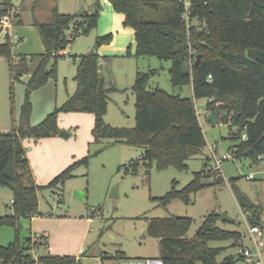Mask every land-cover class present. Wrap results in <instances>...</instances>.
Here are the masks:
<instances>
[{
  "label": "trees",
  "instance_id": "obj_1",
  "mask_svg": "<svg viewBox=\"0 0 264 264\" xmlns=\"http://www.w3.org/2000/svg\"><path fill=\"white\" fill-rule=\"evenodd\" d=\"M12 0H2L0 15L12 8ZM114 12L123 15V25L134 31L135 58H156L169 61V80L173 87L191 86L192 97L169 94L160 87H150V79L157 69L136 71L131 90L134 95L132 128H115L104 122L108 96L118 91L105 87L100 75L98 48L109 44L112 35L95 39L93 48L76 60L73 78L75 90L59 108L48 114L36 126L30 125L32 105L30 95L49 79L56 78V63L65 57L66 50L78 35H88L97 27L100 5L93 0L90 11L62 14L52 9L47 23L34 21L44 47L42 54L11 58V45L0 43V57L7 60L11 84L24 83V100L16 124L9 132L0 133V188L12 193V215L0 218L1 226L15 229L19 219L39 215L38 192L56 188L73 177L80 166L88 165V157L73 161L45 186H36L25 158L22 141L38 140L58 133L59 113H91L94 116L92 139L98 143L112 140L131 147H140L141 157L117 169L136 174L140 166L157 171L173 168L186 171L187 161L202 157V168L193 173L192 180L181 188L172 181L162 197L152 199L166 208L173 200H184L210 186L220 185L223 179L210 170V156L204 152V135L197 119L195 101L207 99L205 109L217 113L232 133L225 139L234 142L228 152L234 159L249 163L264 161V0H189L188 22L183 18L181 0H107ZM17 17V15H16ZM70 30L71 34L66 35ZM200 60L196 64V56ZM210 76V79L208 78ZM12 97V93H11ZM12 102V98H11ZM225 113V114H224ZM12 115V110L10 111ZM244 136V139H243ZM258 157H260L258 159ZM214 177L212 182L203 180ZM232 182L234 178L230 179ZM238 206L249 224L261 227V207L253 204L233 184ZM220 215H206L191 238L187 237L193 220L189 217L169 216L148 220L146 235L158 241L163 264H234L240 256L218 261L223 248L208 247L213 241H233L245 248L243 233L227 231L217 225ZM30 237L0 245L3 264H19L29 248ZM39 244L47 245L43 236ZM115 254L114 259L124 258ZM42 264H73L74 258L45 255Z\"/></svg>",
  "mask_w": 264,
  "mask_h": 264
},
{
  "label": "rangeland",
  "instance_id": "obj_2",
  "mask_svg": "<svg viewBox=\"0 0 264 264\" xmlns=\"http://www.w3.org/2000/svg\"><path fill=\"white\" fill-rule=\"evenodd\" d=\"M63 1L71 2V0ZM84 1L81 12L86 11V6L90 5L91 0ZM11 3L19 7L20 15L12 26L14 37L11 41V58L42 54L44 47L32 20L47 23L49 2L47 0H12ZM98 3L100 13L97 27L88 35H78L72 45L67 48L65 57L57 60L56 78L49 79L42 87L31 93L30 122L35 119V115H42L41 120L34 125L30 123L31 126L40 123L73 94L75 90L73 78L77 65L74 57L78 58L90 51L95 39L101 36L99 33L105 31L114 22L113 15H118L111 9L105 11L106 6L108 8L106 1L98 0ZM89 7L91 10V6ZM70 34L71 31L68 30L66 35ZM1 41L2 39L0 43ZM118 45L119 43L116 42L109 53L118 54L119 52H115L119 51ZM130 48L132 46L128 47V44L125 46L128 53L126 55H131ZM110 54H107L104 59L105 64L100 70L104 86L115 87L118 91L108 96L107 112L104 116V122L107 125L115 128L134 127V95L131 87L138 68L141 71L158 70L157 74L150 79L149 84L152 87L157 85L169 94L180 93L179 88L173 87L170 83L169 61L154 57L140 60L134 55L113 57ZM10 82L8 63L2 58L0 59V127L5 124L9 129L12 117L17 122L24 100L23 82L13 84ZM185 92L187 91L181 93V96H186ZM206 102L207 99L195 101L197 117L205 133L204 152L209 155V146L215 145L216 157L221 158L227 154L229 146L234 145V142L225 139L228 132L232 133V129L229 130L228 125L221 122L220 116L217 122H210L209 113L205 109ZM93 123L94 116L91 113H59L57 135L47 136L37 141L32 138L25 139L27 144L25 154L32 155L35 160H47V182H45L47 184L75 160L87 156L88 165L75 169L72 173L73 177L66 180L63 185L39 190V207L43 214L38 215V220L32 222L29 218L19 219L18 235L14 228L0 225V245H8L16 239V236L22 241L36 234H45L51 249L61 255H80L81 264H99L100 258L97 257L100 255L111 257L116 253L129 258L160 257L158 241L145 233L148 220L169 216L189 217L193 222L187 237L191 238L204 217L215 212L219 215L224 214L230 219V221L219 220L217 225L227 231L242 232L244 247H248L255 256V246L246 235L247 219L238 206L232 184L252 203L260 207L264 206L263 160L259 159L255 163H249L247 159L224 160L220 164L219 173L223 179L222 184L210 186L191 195L186 198L188 202L186 199L173 200L164 208L158 206L152 199L162 197L168 192L172 181L177 182L178 189L188 184L193 178V173L202 168V157L199 155L189 158L186 171L173 168L157 171L153 164L149 170L140 166L136 174L124 170L118 172L117 169L122 165L138 160L143 152L142 148L114 143L109 139L94 143ZM60 132H65L64 137H59ZM209 164L212 165L211 158ZM248 174H253L254 178L246 180L245 176ZM213 178L203 181L212 182ZM232 178H234L233 182L230 180ZM36 185L42 186L40 182H36ZM113 187H116V196L110 198ZM3 189L7 190V194L2 195L1 215H12V193L6 188ZM75 191L83 193V200L74 198ZM65 217H69L70 220L61 221ZM87 218L90 222L86 220ZM260 221L264 231V207L261 208ZM208 247L224 249L218 257L219 261L223 257L239 256V249H241L240 246L235 247L233 241H213L208 243ZM79 250L83 254H78ZM43 252L48 253L46 247L43 248ZM259 254L260 264H264V239L259 247ZM113 260L105 258L103 262L115 264ZM252 262L251 259L241 258L235 264H252Z\"/></svg>",
  "mask_w": 264,
  "mask_h": 264
},
{
  "label": "crops",
  "instance_id": "obj_3",
  "mask_svg": "<svg viewBox=\"0 0 264 264\" xmlns=\"http://www.w3.org/2000/svg\"><path fill=\"white\" fill-rule=\"evenodd\" d=\"M2 1V0H1ZM25 1V0H24ZM48 2H49V7H48V9H47V19H48V21L50 20V16H51V11H52V9H54V8H56L57 10H58V12H60V13H62V14H79V13H82L81 11H80V9H81V6L85 3V1L84 0H71V2H65V1H63V0H47ZM104 1H106L107 2V5H108V8H107V6H106V10L105 11H109V9H111V11H113V9H112V7H111V5L109 4V2L107 1V0H104ZM1 3V2H0ZM92 3H93V1L91 0L90 1V5H88V6H86V11H90V7L89 6H91L92 5ZM66 4V5H65ZM14 7H16L15 5H13ZM18 7V6H17ZM19 8V7H18ZM108 13V12H107ZM113 13L115 14L116 12H114L113 11ZM109 14V13H108ZM116 14H118L117 16H114L113 15V20H114V22L112 23V24H110V26L109 27H107V29H105V31H103V32H101V33H99V34H101V36H105V35H109V34H111L112 35V40H111V42L109 43V44H106V45H102V46H100L99 48H98V54H99V56H100V68H101V66L102 65H104L105 64V61H104V59L106 58V56H107V54H110L109 53V51L110 50H113V48H114V45L116 44V42H118L119 43V45L117 46L118 48V50L119 51H115V52H119L118 54H116V53H111L110 55H112L113 57H125V56H127V57H132V55H134V53H135V40H134V31L130 28V27H128V28H125V26L123 25V21H124V17H123V15H121V14H119V13H116ZM110 15V14H109ZM20 15H19V10H18V14H17V17L14 19V21H13V24H14V22H15V20L19 17ZM0 17H1V15H0ZM34 21H37L36 19H33L32 20V24H33V26H34ZM47 21V22H48ZM38 22V21H37ZM40 23V22H39ZM13 24H12V26H13ZM97 25H98V23H97ZM127 35V36H126ZM68 36V35H67ZM14 36H13V30L11 29V32H10V35L9 36H7L5 39H2V41H1V43H3V42H5V41H8L9 43H10V45L12 46V43H11V41H12V38H13ZM1 39V38H0ZM127 44H128V47H131L132 46V48H130V54L131 55H126V54H128L127 53V49L125 50V46H127ZM134 45V46H133ZM43 47V46H42ZM134 47V48H133ZM67 52V51H66ZM28 56V55H27ZM17 58V57H16ZM0 59H2V58H0ZM4 59V58H3ZM138 59H140V60H142V59H144V58H138ZM5 60V59H4ZM12 60L14 61V60H16V59H13L12 58ZM139 61V60H138ZM8 63V62H7ZM8 68H9V64H8ZM136 71H141L139 68L136 70ZM135 74H136V72H135ZM100 75H101V77H102V72H101V70H100ZM28 77H29V75H25V76H23L22 78H21V82H23V84L26 82V80L28 79ZM149 86L152 88V86L149 84ZM157 86V85H156ZM187 91V92H185L187 95L186 96H183V97H192V87L191 86H185V87H182L181 88V90H179L180 91V93H178V94H183V92L184 91ZM209 114L211 113V112H208ZM32 115V114H31ZM42 115H35V119L34 120H31V125H34V124H36L39 120H41V117ZM198 116V115H197ZM4 117V116H3ZM197 119H198V122H199V125H200V127H201V129H202V126H201V124H200V121H199V118L197 117ZM216 119V118H215ZM41 122V121H40ZM8 124V123H7ZM13 124H16V120H14L13 119V117H12V124H11V127H12V125ZM8 128V129H7ZM11 129V128H10ZM9 127H7V125H1V127H0V133H4V132H6L7 130H8V132H9ZM230 130V129H229ZM202 132H203V130H202ZM228 134H229V132H228ZM228 134H227V136H228ZM203 135L205 136V133L203 132ZM226 136V137H227ZM225 137V138H226ZM37 141V140H36ZM206 143V142H205ZM22 145H23V148H24V150H25V147H26V145L27 144H25V140H23L22 141ZM230 147V146H229ZM229 149V148H228ZM228 149H227V152H228ZM25 158H26V160H27V164H28V168H29V171H30V173H31V177H32V180H33V182H34V184L36 185V182H40L41 183V185L42 186H45L44 184H47V183H45V182H47V160H41V159H38V160H35L34 159V157L32 156V155H30V154H25ZM42 180H44V181H42ZM36 186H38V185H36ZM11 193V192H10ZM4 194H7V190H4L3 188H0V202H1V200H2V195H4ZM11 197H12V195H11ZM247 197V196H246ZM248 198V197H247ZM254 204V203H253ZM256 205V204H255ZM260 206V205H259ZM262 207H264L263 205H262ZM261 207V208H262ZM38 213H39V215H42L43 213H42V211H41V209H40V207H39V199H38ZM0 214H1V212H0ZM244 214V213H243ZM3 216V215H2ZM245 216V215H244ZM31 222L32 221H36V220H38V215L37 216H34V217H31ZM70 220V218L69 217H65V218H63L61 221H69ZM86 220H88V222H90L89 221V218H87ZM73 221H75V220H72V222ZM76 222V221H75ZM261 227H262V225H261ZM262 229H263V227H262ZM43 233H45V231L43 232ZM247 235V234H246ZM42 236H44V237H46V241H47V245H46V248H47V250H48V253H49V255H51V256H59V257H64V256H68V257H72V258H78L79 259V263L81 264V257H80V255H76V256H71V255H61V254H58V253H56V251H54L53 249H51L50 247H49V245H48V238H47V236H45V234L44 235H42ZM246 238H247V236H246ZM248 239V238H247ZM78 254H83L82 252H81V250H79V253ZM237 256V255H236ZM97 258H100V263L99 264H107V263H109V262H107V261H105V262H103V259H107V258H109V259H114V255L113 256H111V257H107V256H105V255H100V257H97ZM129 258V257H128ZM160 258V257H159ZM225 257H223L221 260H223ZM220 260V261H221ZM114 262H115V264H116V261H117V259H114L113 260ZM219 261V260H218ZM235 264V263H234Z\"/></svg>",
  "mask_w": 264,
  "mask_h": 264
},
{
  "label": "built area",
  "instance_id": "obj_4",
  "mask_svg": "<svg viewBox=\"0 0 264 264\" xmlns=\"http://www.w3.org/2000/svg\"><path fill=\"white\" fill-rule=\"evenodd\" d=\"M184 5V14L183 18L188 22V9L190 7L189 0H181ZM18 7L12 8L9 12L6 13L5 16L0 17V38L5 39L7 36L10 35L12 24L16 15L18 14ZM210 79V76L208 77ZM244 139V136H243ZM216 147L215 145L209 146V155L212 160V165L210 166V170L212 172L220 173V164L224 160L232 159L235 160L234 157L227 152V154L223 155L221 158L216 157ZM260 157H258L259 159ZM264 173V171H263ZM254 178L253 174H248L245 176L246 180H252ZM13 201L11 202V204ZM246 228H247V235L249 240H251L255 246L256 253L255 256L251 253L248 247L239 249V256L243 259H251L253 260L252 264H260V254H259V247L263 244L264 239V231L262 227L258 225L249 224L246 221ZM43 236L36 234L30 237L29 248L24 252L25 257L19 264H42L41 258L45 255H49V253H44L43 248L44 244H39L37 242L42 241ZM0 264H3L0 261ZM73 264H80L78 258H74ZM116 264H163L162 259L159 257H151V258H118Z\"/></svg>",
  "mask_w": 264,
  "mask_h": 264
},
{
  "label": "water",
  "instance_id": "obj_5",
  "mask_svg": "<svg viewBox=\"0 0 264 264\" xmlns=\"http://www.w3.org/2000/svg\"><path fill=\"white\" fill-rule=\"evenodd\" d=\"M196 64L199 62V60H200V55H197L196 56ZM225 114V113H224ZM217 117V113H215V112H212V113H210L209 114V120H210V122H214L215 121V118ZM64 133L65 132H60L59 133V137H64ZM245 156H246V158H247V160H249L250 161V159H251V150H247L246 152H245ZM114 196H116V187H113L112 188V191H111V193H110V198H112V197H114ZM74 198H77V199H79V200H83V193L81 192V191H75L74 192ZM189 200L188 199H186V202H188ZM2 217V215L0 214V218ZM220 220L221 221H230V219L228 218V217H226L224 214H221L220 215ZM161 258H163L164 256L163 255H161L160 256Z\"/></svg>",
  "mask_w": 264,
  "mask_h": 264
}]
</instances>
